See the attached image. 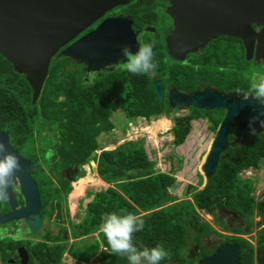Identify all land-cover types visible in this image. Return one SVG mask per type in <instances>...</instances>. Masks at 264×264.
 <instances>
[{
  "label": "trees",
  "instance_id": "16d2710c",
  "mask_svg": "<svg viewBox=\"0 0 264 264\" xmlns=\"http://www.w3.org/2000/svg\"><path fill=\"white\" fill-rule=\"evenodd\" d=\"M129 6L133 13H138L137 17L141 18L142 14L145 15L153 9L154 2L133 0ZM223 43L224 41L215 43V49L220 50L221 45V48L231 53L233 41L225 40V46ZM243 50L240 46L241 69L249 67ZM154 52L158 63L154 74L157 78L149 74H132L125 70L107 71L96 78L93 87L83 88L80 86L87 84L76 74L71 59L68 56L56 57L50 63L42 91L34 104L33 91L25 76L17 73L12 64L0 55V130L8 132L10 143L15 150L18 153L25 150V156L34 163L37 161L38 152L34 149L35 128L38 129L37 135L45 140L46 137L39 131L40 126L48 125L55 134L48 162L49 174L43 171L42 166L36 168V175L43 172L48 180H43L44 188L41 190L44 209L52 206L50 197L56 194L60 200L57 218L64 221L61 208L66 204V197L71 190L70 199L74 209L77 199L84 194L89 183L108 185L97 191H88L87 196L91 197V200L83 207V216L77 223L70 221L71 237L74 239L71 243L68 239L63 240L61 234L51 237L49 232L45 241L37 245L10 238L0 240L2 264H9L7 261L11 253L19 245H25L29 253L31 252L41 264H65L64 254L78 261L88 262L99 255L101 264H128L123 256L111 251L104 233L100 230L102 216L111 211L132 212L144 220V228L133 234L134 241L138 246L163 244L168 255L160 264H199L201 258L215 252L216 246L208 247L204 242V237L213 233L224 237L222 244L235 242L240 246V264H264V199L258 200L253 193L252 179L243 178L240 174L241 170L257 169L264 165V132L256 133L251 139L227 148L221 154L213 176L203 182V177L199 175L195 184L183 185L182 199L177 193L182 183L177 181L174 170H143L156 164L149 159L143 138L125 141L112 149L100 147L98 137L102 132H109L114 128L111 117L117 107H123L130 120L137 117L150 120L171 111L167 100L160 99L154 88V83L163 74L162 52L158 47H154ZM226 55H219L214 63H232L233 59L225 57ZM220 57H223V61H218ZM206 58L212 60L214 56H201L196 61L201 64L200 68L212 69L206 65ZM228 60L230 62L227 63ZM183 77L186 75L181 77V82L186 83L187 80L189 85L184 87L185 91L195 90L202 84L201 79H198L201 75L192 74V70L187 73L185 80ZM215 81L208 82L212 84ZM173 82L178 85V82ZM239 82L247 83L242 71L238 76L235 74L224 78V84ZM189 119L190 117H187L181 122L184 126L176 129L174 145L185 141L189 131ZM152 124L160 130L168 128L170 121L162 117ZM149 133L151 136L154 134L153 130ZM30 142L34 148L24 149V145ZM189 146L190 142H186L183 147L187 149ZM90 161L96 163L95 171L98 177L91 173L86 175L85 165L90 164ZM69 166L80 168L81 178L73 182V188L60 176V171ZM52 176L61 187L55 185L51 180ZM2 202L3 199H0V212ZM219 209L235 213L242 220L243 223L239 227L221 225L233 235H220L200 213L203 210L216 217ZM48 213L49 208L45 210L44 215ZM257 215L260 219L255 222ZM252 232L254 234L250 239L243 237V234ZM92 234H97V238L93 237L87 241L86 238ZM191 239L199 247L196 259L187 255ZM30 264L36 263L32 261Z\"/></svg>",
  "mask_w": 264,
  "mask_h": 264
},
{
  "label": "water",
  "instance_id": "95a60500",
  "mask_svg": "<svg viewBox=\"0 0 264 264\" xmlns=\"http://www.w3.org/2000/svg\"><path fill=\"white\" fill-rule=\"evenodd\" d=\"M130 1L0 0V55L12 64L17 73L25 76L33 91L32 104L39 98L51 59L56 54L69 57L86 54L82 56L85 59L107 60L118 44L133 47L136 33L131 27L132 21L125 16H114L104 19L94 31L60 51L105 13ZM166 11L174 21V30L167 38L168 49L176 59L183 60L187 52L203 48L214 38L231 36L243 42L246 60L254 58L264 61V0H169ZM254 26L260 27L259 31ZM154 88L162 99V83L155 82ZM227 99L215 90L187 95L172 90L169 94L171 106L181 104L197 108H227L217 137L203 162L205 178L215 173L221 154L228 147L229 125L235 118H238L237 132L241 136L249 132L250 117L258 116L264 120V109L256 100H233L228 104ZM0 143L3 144L0 159L11 152L18 158L20 165L14 169L9 184L5 186L11 211L0 215V224L25 218L31 232H37L41 226V203L37 183L30 174L34 164L11 146L8 132L0 130ZM153 169L154 166H148L143 170ZM74 171L72 181L80 175L78 167ZM14 182L19 184L25 203L19 208H16L11 192ZM3 190L1 187L0 191ZM16 254L21 264H27L28 252L25 247L19 248ZM7 262L14 263V260L8 259ZM199 264H240V246L235 242L223 243L213 254L201 258Z\"/></svg>",
  "mask_w": 264,
  "mask_h": 264
},
{
  "label": "flooded vegetation",
  "instance_id": "af4514ba",
  "mask_svg": "<svg viewBox=\"0 0 264 264\" xmlns=\"http://www.w3.org/2000/svg\"><path fill=\"white\" fill-rule=\"evenodd\" d=\"M152 2H154V7L152 10L148 11L147 14H142L141 18L137 17V14H134L132 9L129 8L131 6H129L133 0H131L128 4L126 5H121V6H116L115 8H113L112 10L108 11L107 13H105L99 20H97L96 22H94L92 25H90L89 27H87L85 30H83L80 34H78L72 41H70L66 46L62 47L60 49L63 50L65 49L69 44H71L72 42H75L77 40H79L80 38L84 37L86 34L94 31L97 26L100 24L101 21H103L106 18L109 17H114V16H125L128 17L132 23H131V27L134 31V33H136L135 38L138 34L143 35V37L145 38L146 41H150L154 47H158L159 51L161 50L162 52V63H163V71H162V77L158 80L162 83V89H163V98H165L167 100V102L169 103V94L172 90H176L178 93L180 94H193L196 92H201L204 90H215L218 94H221L223 98H228L227 99V103L230 104L233 102V100H238V101H242V100H255L253 98H251V96L248 99H242V96L244 93H246L249 90V86L250 84L254 81L257 80L261 77H264V61L263 60H255L254 58H252L251 60H246L245 58V48L243 45V42L241 41V39L237 38V37H231V36H219L217 38H214L212 40H210L203 48H199L198 50L194 51V52H187L184 55V59L183 60H179L176 59L170 52L168 49V42H167V38L168 36L173 32L174 30V21L173 18L167 13V7L169 6V0H164L165 2L160 1V5L156 3V0H151ZM158 1V0H157ZM159 7V11L160 14H158L157 8ZM254 29L259 31L260 27H255ZM225 37L228 38H232V40H229L228 38L226 39ZM225 40L226 42L228 41H233V51L227 52L225 51L223 48H221L222 46L219 45V49L220 50H216L215 47H217L218 42H223L224 41V46H225ZM217 41V42H216ZM123 44H118L116 46V49L113 51L111 57L107 60H95V59H85L83 57L86 56V54H80L78 57H69L71 59V63L72 66L74 67V69L76 70V74L81 76V81L83 83L85 82L84 78V73L90 69V68H95L98 70V76L100 77L104 72L107 71H122L123 69H121L118 64L117 61L120 59V47ZM136 46V41L134 42L133 45V50L135 49ZM240 46L244 49V58L247 62H249V67L245 68V69H241L239 66V60H240V55H239V50H240ZM232 48V47H231ZM214 50V51H213ZM224 53H226L227 55L225 57L229 58V59H233L232 63H228L230 62V60L227 61V65H224L223 62L220 63H214L217 60V57L223 56ZM182 54V53H181ZM212 54L214 56V58H212V60L207 59L206 65L212 67V69H203L200 68L201 64L198 63L196 60L201 57H207L208 55ZM83 56V57H82ZM56 57H60L58 56V54H56L52 59H55ZM82 57V58H81ZM224 57V56H223ZM223 57H220L218 59V61H223ZM213 61V62H212ZM254 68H259L258 70H253L252 65ZM255 65V66H254ZM192 70V74H199L201 75L200 78L202 84L197 87L195 90H189V91H185L184 87L188 85V81L185 80L187 77V73L190 72ZM243 72V74L245 75V78L247 80V83H229V84H224V78L227 77L229 78L231 75L235 74L238 76L240 74V72ZM206 72H211L212 74L208 75L209 73ZM186 77L183 79L185 80L186 83L181 82V77L185 76ZM154 78H157L156 75H152ZM96 77V78H97ZM210 80H216L215 83L213 82L212 84H210L208 81ZM156 81V82H158ZM173 81L178 82V85H176ZM237 82V80L235 81ZM87 85H81L80 88L86 87V86H90L93 87V84H88ZM189 86V85H188ZM183 87V88H182ZM60 98H62V96H60ZM170 105V103H169ZM171 111L168 114H163L161 115L162 117L168 118V120L170 121V125L167 128V130L165 131V134L167 136H169V140H166L164 142L163 145H161V147L164 150L165 147L167 146L166 143H169L170 141L172 142L173 140L176 139L177 136V128H179L180 126H184L183 124H181V122L185 121V119L187 117H190L188 124H189V131L186 133L185 136V141H194L193 142V146H196V148H199L201 146V148H203L202 153H206L205 152V148L208 145V141H210L209 146H208V150L212 144V141L217 137V133L219 131L220 125L223 122L225 115L227 113V108H197L193 105H189V106H185V105H181V104H177L175 106H171ZM261 107H263L264 109V104H261ZM198 111H203L205 112V115H201L198 113ZM115 115H119L122 116L123 120L126 121V123L128 124L127 127H122L121 125H118L116 122V118ZM111 120L114 124V128L109 131V132H102V134L104 133H110L112 135H114V137H118L123 136V134L128 133L129 129H135L140 123L145 122V121H150V120H146L143 117H137L135 119L130 120L126 114H125V109L121 106L117 107L113 113H112V117ZM255 124V128L256 131L254 134L256 133H263L264 132V124L262 123H258L257 121H254ZM136 125V126H135ZM44 131H40V133L43 135L44 132L47 133L46 136V140L51 139L54 140L55 139V134L49 129L48 125L44 124ZM239 126V122H238V118H235L229 125V130H228V134H227V140L229 141L228 143V147L232 146L233 144H235L234 146L245 142L246 140H249L252 138V136L254 134H250V132H248L247 134H245L244 136H241L238 132H237V127ZM131 139H137L136 138H131ZM48 141V144H50ZM53 142V141H52ZM51 142V143H52ZM11 144V143H10ZM173 144V142H172ZM172 144H170L171 146L169 147H173ZM12 146V145H11ZM177 146V145H174ZM13 147V146H12ZM154 148H157V152L154 153L155 155V162L162 160L161 162H163V157L165 158L166 162H164L165 166H169L170 171L174 170V174H178L179 171H181L182 168L186 167L187 165H189V159L190 158H186L183 152H176L174 150L171 151L172 154L169 155V157H165L166 154L162 153L161 155H159V150H158V146H154ZM168 148V146H167ZM189 148V147H188ZM188 148L186 150H188ZM15 149V148H14ZM52 149L49 147L48 151H51ZM207 150V151H208ZM174 151V152H173ZM21 154L26 160L32 162L34 164V168L30 171V174L33 178V180L37 183L38 186V191H39V198H40V203H41V190L44 188V185H40V183L38 182L37 178H36V163H34L31 159H29L28 157H26L25 155ZM201 155V154H200ZM79 166H69L67 168H64L60 171V176L65 180L68 181L70 184L72 182L71 178L74 175L75 171L74 169ZM68 168H71L70 170H67ZM80 171V168H79ZM47 173L49 174V170L47 171ZM51 180L55 183L56 186L61 187L60 184L58 183V181L54 178V176L51 177ZM206 181V180H205ZM12 193L14 194V200L16 202V208H19L21 206H23L24 203V198L22 197V195L20 194L19 191V184L17 182L12 183ZM1 190V187H0ZM50 201L52 203V206H48L44 209V207L42 206L41 203V208H40V216H41V226L39 227L38 231L35 232L37 234L43 235V238H38V237H28V235H30L31 230L27 224V219L23 218L20 220H12L10 222L13 223V229L14 231H17V233H22L19 234L20 237L22 239H18V241L23 242V243H31L32 241H34V245L39 244L40 242L45 241V236L47 235V232L50 233V236L53 237L54 235H59L60 231L57 233H53V227L54 225H57L55 223L51 222V218L52 217H56L57 218V214H58V205H59V198H57L56 194L52 197H50ZM64 206H62V211L64 214ZM49 208V213L46 215H44L45 210ZM11 211L10 208V204L8 202L7 198L3 199L2 202V209L0 212V215H4L7 214ZM229 212V211H228ZM219 217V213L216 215V217H213L215 222L219 221L218 219ZM7 222V223H10ZM5 224V223H4ZM60 228H64L65 233L63 235L64 239L69 238L68 232L66 231L67 228L61 224ZM228 227V226H227ZM224 240V237L222 238ZM17 240V239H15ZM222 240V241H223ZM22 243V244H23ZM222 242L219 244L221 245ZM216 245V247L214 248V251L216 250V248L219 246ZM21 247H25V245H19L15 251H13L10 255L9 259H13L14 263H10V264H21L20 263V258L18 256V254H16V251L21 248ZM27 250V248H26ZM28 252V261L27 264H30V262L34 261V263L36 264H41L37 258L29 251Z\"/></svg>",
  "mask_w": 264,
  "mask_h": 264
},
{
  "label": "rangeland",
  "instance_id": "374dc122",
  "mask_svg": "<svg viewBox=\"0 0 264 264\" xmlns=\"http://www.w3.org/2000/svg\"><path fill=\"white\" fill-rule=\"evenodd\" d=\"M160 1H162V0H158V1L156 0V3L160 5ZM163 2H165V1L163 0ZM158 9H159V7L157 8L156 11H158V14H160V11ZM250 66L253 67V64ZM252 69L258 70L259 68L253 67ZM198 113L201 115H205V112H203V111H198ZM115 118H116V122L118 125H121L124 128L128 126L126 121L123 120L122 116L115 115ZM155 121H156V119H155ZM152 123H153V121L142 122L135 129H129L128 133L123 134V136L119 135L118 137H114V135H112L110 133L101 134L98 137L99 145L102 148L112 149V148L122 144L125 141L132 140L131 139L132 137L133 138L137 137V138H143L144 140L146 139L145 148L148 149V148H151L149 145L150 143L148 142V139H152L151 137H153L152 143L154 144V146L156 144L158 145L159 155L164 153V154H166L165 157H169V155L172 154L171 153L172 150H174L176 152H183L185 157L190 158V159L188 161L189 165L182 168L181 171H179L178 177H177V181L182 183L179 186V190L177 191V193L179 194V198L182 199V198H184L183 196H181V189H182L183 185H186L187 183H194L195 184L198 181L199 175H201L203 177V182H205V180H206V178L203 175V162H204V158L208 152L207 150H208V146H209L210 141H208V145L205 148L206 153H202L203 148H201V146L199 148H196V146H193L194 141H191V140L187 141V142H190V146H189L188 150H185V147H183L185 145V143H184L182 145L168 147L167 150L163 151V148L161 147V145H163L166 140L170 139L169 136H167L165 134V131L167 130V128L157 130V128H155L156 125L153 126ZM44 127H45L44 125L40 126L39 131H44ZM148 127H151V128L147 129ZM37 130L38 129L35 128V132H36L35 148L32 146L33 143L30 142L27 145H24V149H29V148L36 149L38 151L37 157H36L37 168L39 166H42L44 169L43 171L47 172L48 171V162H49V158H50V154H51L50 151H48V148L50 147L52 149L53 142L51 141V139H50V141L42 139L40 136L37 135ZM151 130H153V132H154L153 136H151V133H149V132H151ZM44 134L47 136L46 132H44ZM45 135H43V136L46 137ZM48 141L50 144H48ZM166 144H167V146L168 145L171 146L170 144H172V143H170V144L166 143ZM153 152L156 153L157 148L156 149L154 148ZM22 153L25 155L27 152L25 150H23ZM161 161L162 160L156 161L155 167H157V168L162 167L163 171H169L170 170L169 166L165 167V165H164V162H166L164 157H163V162H161ZM85 167H86V175L91 173V175L97 176L96 172H95V168H94L95 166L90 167V169L87 165ZM88 170H90V172ZM156 170H159V169H156ZM44 174L45 173H43V172H38L37 175L35 174L40 185H43L44 179L46 180V182H48L46 177H44ZM240 174L243 178H251L252 179V181L254 183V192L253 193L255 194L257 199L262 200L264 198V165L258 167L257 169H248V171H242V172H240ZM72 184H73V182H71V184H70L71 187H72ZM107 186L108 185L106 183L103 185L102 184L96 185V183H89L86 186V190H85L84 194L80 198L77 199L78 201H76V206L74 209H72V205H71V199H70V192L71 191H70L68 196L66 197V204H63V206H64L63 207V209H64V221L58 220V218H56L55 216L50 219L52 223L57 224V225H54V227H53V233H57L60 231L61 237L64 240L63 235H64L65 231H64V228L63 229L60 228L59 224L65 226L67 228L66 231L68 232V235H69V238H67V239L71 243L74 239H72V237H71L72 227L70 225V221H73V223H77L78 220L83 216V207H85V205L91 200V197L87 196L88 191H97V189L107 187ZM200 213H201L203 219L208 221L213 226V228L218 233H220V235H232L233 234L231 231L226 230L223 226H221L222 224H224L228 227H233V226L239 227L243 223L242 220L235 213L224 211L221 209L218 210V213H219V217H218L219 221H217L218 223L215 222L212 215L204 212L203 210H201ZM259 219L260 218L257 215V216H255L254 221L258 222ZM254 226H256V224ZM13 228L14 227H13L12 222L0 224V240H4V239H8V238L14 239V240L15 239H17V240L22 239L19 235V234L22 235V233H20V232L17 233V231H14ZM40 232H39V234L32 232V233H30V235H28V237L43 238V235H41ZM253 234H254V232L243 234V237L250 239L251 235H253ZM93 237L97 238V234H94V235L92 234V235H90V237H88L86 239H87V241H90L91 239H93ZM222 238L223 237L218 236V235L213 233V234L206 235L204 237V242H205V245H207L208 247L209 246L213 247V246L219 245L223 240ZM252 242H254L253 239H252ZM25 244H28V243H25ZM34 244H35L34 241H32L31 245H34ZM198 254H199V247L191 239L190 245H189L188 250H187V255L189 258L196 259ZM69 258L70 257H68L67 254H64L63 262L66 264L67 261L69 260ZM76 261H78V260H76ZM78 262H81V261H78Z\"/></svg>",
  "mask_w": 264,
  "mask_h": 264
},
{
  "label": "clouds",
  "instance_id": "9594fccd",
  "mask_svg": "<svg viewBox=\"0 0 264 264\" xmlns=\"http://www.w3.org/2000/svg\"><path fill=\"white\" fill-rule=\"evenodd\" d=\"M135 41H136V46L134 50L128 44L121 45L120 54H119L120 59L117 61L118 66L121 69L125 70L126 72L132 74H149V75L155 74L158 68V63L155 59L153 44L150 41H146L143 35L140 34L136 36ZM97 76H98V70L95 68H90L84 73V78H86L85 82L90 85L95 82ZM250 96L251 98L255 99L259 104H264V77L254 80L250 84L249 90L243 94L242 99H248ZM160 118H162V116H159L158 118H151L150 121H155V119L158 120ZM253 120L257 121L258 123L264 124V120H260L258 116L250 117L249 118L250 134H254L256 131V128L252 124ZM132 140H136V139H132ZM148 142L152 143V139H148ZM172 142L170 141L169 144ZM186 142L187 141H184L182 144ZM155 146L158 145L156 144ZM172 146H174V144H172ZM0 148H3L2 143H0ZM148 149L146 148V151L149 155V159L154 161L155 160V155L153 152L154 144L153 147ZM165 149H167V146L165 147ZM152 157L153 159H151ZM155 165H154V169H159L163 171L162 167L157 168L155 167ZM19 166L20 165L18 158L15 156V154L11 152L7 153L2 159H0V187H3L4 189L3 191H0V199L6 198L7 192L5 186L9 184V178L13 175L14 169L19 168ZM87 166L90 169V167L96 166V163L93 164V161H90V164H87ZM88 171L90 172V170ZM169 171H165V172H169ZM242 171H248V169ZM174 175L176 178L178 177V174H174ZM79 178H81L80 175L78 179ZM143 228H144V220L132 212H127V213L116 212V211L107 212L102 216L100 223V230L104 233V236L107 240V243L111 251L113 253H117L123 256L127 260L128 264H160V262L168 255V252L166 248L163 246V244L157 243L151 246L149 245L138 246V244L134 241L133 234L141 231ZM97 256L99 257V255H96L95 257Z\"/></svg>",
  "mask_w": 264,
  "mask_h": 264
},
{
  "label": "built area",
  "instance_id": "2783aa9c",
  "mask_svg": "<svg viewBox=\"0 0 264 264\" xmlns=\"http://www.w3.org/2000/svg\"><path fill=\"white\" fill-rule=\"evenodd\" d=\"M150 144V146L151 147H153V144L151 143V142H149ZM151 157V156H150ZM151 159H153V157L151 158ZM165 167H167V166H165ZM163 169V168H162ZM168 169V168H167ZM103 249L105 250V248L103 247ZM1 264V263H0ZM67 264H101V262H100V260H99V257L97 256V257H95L94 259H92V260H90V261H88V262H86V261H81V262H78V261H76V260H73V259H69L68 261H67Z\"/></svg>",
  "mask_w": 264,
  "mask_h": 264
}]
</instances>
